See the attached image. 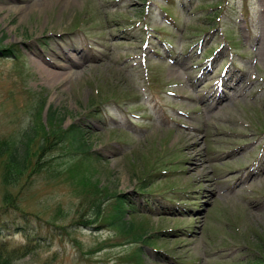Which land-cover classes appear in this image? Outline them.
Returning <instances> with one entry per match:
<instances>
[{"label": "rangeland", "instance_id": "rangeland-1", "mask_svg": "<svg viewBox=\"0 0 264 264\" xmlns=\"http://www.w3.org/2000/svg\"><path fill=\"white\" fill-rule=\"evenodd\" d=\"M0 45V139L55 140L53 106L91 148L0 167V229L37 245L13 264H264V0H0Z\"/></svg>", "mask_w": 264, "mask_h": 264}, {"label": "trees", "instance_id": "trees-1", "mask_svg": "<svg viewBox=\"0 0 264 264\" xmlns=\"http://www.w3.org/2000/svg\"><path fill=\"white\" fill-rule=\"evenodd\" d=\"M15 56L12 58L17 59V53L12 49V47L0 45V56ZM44 98V97H43ZM39 112V111H38ZM65 121V114H63L59 109L49 106L48 108V123L50 125V134L53 135L52 140L50 136L44 132L39 136V132L34 127L28 129L24 137V140L18 142V144H13L8 141V139H0V167L2 171V176L7 178L8 174H19L20 176L24 174L29 167L33 165L34 162V153L32 151V145L34 142L39 140V150L43 151L48 144H51L53 141L56 142H65L68 139H71L72 144L75 149L80 150L83 153H89L90 143L85 135V133L80 132V130L74 129L73 127L63 128ZM42 130V129H41ZM35 140V141H34ZM6 156L7 159H6ZM38 165V161L36 162ZM3 167V168H2ZM16 171V172H15ZM11 179L8 180V183ZM86 184H91V181H87ZM6 199L9 200V195L6 196ZM119 202H123L126 207L130 206V201L124 195L115 198ZM13 200L10 201L12 203ZM132 209L137 212V207L131 205ZM130 210L129 207L124 209V212L121 217L118 219H112V215L104 218V220L109 221L111 224H117L120 230L128 231L134 230L133 221L126 220L127 211ZM26 214H33L29 211L25 212ZM102 217V216H101ZM117 220V221H116ZM7 232V229H0V264H13L15 261L25 258L26 256L34 253L37 250V245L31 238H28V241L25 244H15L12 245L9 240H7V235L4 233ZM259 264H262V260H257Z\"/></svg>", "mask_w": 264, "mask_h": 264}, {"label": "bare ground", "instance_id": "bare-ground-1", "mask_svg": "<svg viewBox=\"0 0 264 264\" xmlns=\"http://www.w3.org/2000/svg\"><path fill=\"white\" fill-rule=\"evenodd\" d=\"M64 60L63 62L60 60ZM56 60V61H55ZM46 66L42 65L40 67L41 74L44 79L53 80L63 77L64 75H73L70 68L78 65L79 61H74L70 57V52L63 49L60 53H56V57L53 59L46 58L44 59ZM55 67L61 68L62 70L54 69Z\"/></svg>", "mask_w": 264, "mask_h": 264}]
</instances>
